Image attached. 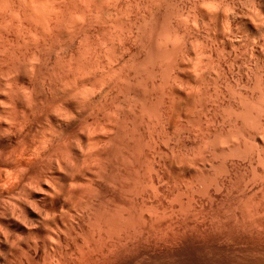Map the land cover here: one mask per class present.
<instances>
[{
    "label": "rangeland",
    "instance_id": "374dc122",
    "mask_svg": "<svg viewBox=\"0 0 264 264\" xmlns=\"http://www.w3.org/2000/svg\"><path fill=\"white\" fill-rule=\"evenodd\" d=\"M14 12L17 15L13 14ZM19 18L26 19L23 20L26 22L20 21ZM27 21L29 25L31 24L30 26ZM19 28L24 29L25 32ZM34 29L37 30L36 33ZM49 31L53 35L49 34ZM30 33H33V36L36 35L37 39ZM14 34L16 37L21 35L18 36L19 40ZM10 39L12 40L9 41ZM0 43V54L2 55L0 58L3 61L0 60L2 62L0 64H3L0 67V74H2L0 77L3 78V80L0 78V95L2 94L0 96V119L6 120H0V185L2 187L0 188V215L3 214L2 209L5 212L12 210L14 214L18 212L16 218L22 215L23 219L28 218L30 222L27 220L29 223L27 225H37L36 217L23 212L21 205L30 206L33 202L34 206H31L37 209L39 214L49 211L50 205L47 202L44 203L40 194L34 193L44 192L43 182L51 188L62 185L71 187L76 183H66L64 178L83 179L82 183L75 185L76 188L71 187L74 189L80 186L81 189L89 182L93 183L88 184L90 187L87 185L90 190L92 189L91 197H89L91 199L85 203L86 205L91 203L89 204L90 209L88 207L86 209L85 204H82L85 209L81 205L77 206L79 208L76 207L71 223L67 220L65 211L62 212L64 216L58 214L60 217L63 216L61 220L69 222L63 221L67 224L66 226L73 224L69 227L70 229L65 226L63 230L66 234L62 232L61 238L67 237L59 242L61 246L57 248L66 255L59 251L55 252L56 248H52V243H49L51 246L46 244L49 242L47 239L41 238L43 239L41 241L42 236L38 238V235L31 234L30 241L33 239L38 244L29 243L31 245H29V252L34 251L35 254L37 252V256H32L34 252L29 255L30 257L23 254L26 258L21 255L22 260H30L29 264L35 260L31 264H41L42 260L49 259L45 264H50V262L51 264L62 262L64 264L63 257L66 256L67 264L70 262L74 264H157L160 261V264L162 262H166L164 264H169V262L170 264L182 262L186 264L188 261L191 264H197V262L198 264H264V0H0ZM48 43L51 44L48 45ZM43 44H46L45 48ZM22 45L24 47L29 45L27 48L33 54L36 53V56L38 55L33 58L35 61L32 59L34 65L32 68V64L27 62L31 64L30 68L28 64L26 65L31 71H27L30 72V76L26 72V79V75L22 77L18 73L16 76L17 72L15 73L13 69L10 71L8 68L10 72L4 69L6 63H10V57L15 56L17 48ZM83 45L87 46L83 48ZM83 49L89 50L87 52L89 55H86ZM81 50L88 60H91V64L94 58L99 59V63L95 66L98 61H94L92 64L94 66L91 65V68H94L89 71L92 75L88 74V71H83L84 74H81L83 72L79 70L78 74L87 78H83L82 85L74 84L77 88L73 84V88H70L69 85L73 82L70 81V74H67L69 70L62 71L59 68L66 67L67 63L69 66L70 61L73 63V57L83 54L82 52L80 54ZM90 50H92L91 53ZM74 51L75 54L72 53ZM108 52L112 55L109 56ZM10 53L13 56L9 55ZM6 56L9 60H6ZM36 58L43 61V64ZM57 58H60L59 61L61 60L60 62L64 64H59L58 61L56 65ZM100 59L105 60L100 62ZM109 61L112 62L109 64ZM14 64L13 67L10 64L7 65L10 68L21 67V64L19 66L17 63ZM52 64L55 66L52 67ZM36 65H38L37 68ZM42 66L47 69V73ZM114 69L116 73L119 72L117 74L114 72V77L117 78L116 76L119 75V78L109 77L108 81V74H111L110 70ZM4 70L6 73L3 72ZM37 72L40 77L36 76ZM57 78L59 83H57ZM94 78L99 81L96 82ZM5 79L9 80L8 83ZM100 80L103 83L99 84ZM90 87L95 91L89 89ZM83 88L88 91H84ZM71 89L75 91L72 92ZM81 90L84 93L83 96ZM90 90L91 93H89ZM15 91L20 95L19 97L16 93L14 95ZM4 96H9L10 100L9 97ZM31 96L34 98L36 96V98L32 99ZM84 99L87 101L83 102ZM69 100L70 103H68ZM80 100L83 101L80 102ZM10 102L14 104L11 105ZM33 102L35 104L32 106ZM18 103L23 106L22 109H20L22 106L14 107ZM2 104L5 111H3ZM81 105L83 106L79 108ZM52 109L55 111L53 112ZM59 111L63 113L60 118ZM65 111L70 115H66ZM24 116L29 120L26 121ZM15 122L17 124L21 122L19 124L21 128H17L18 130L13 127ZM48 134L52 139L48 137ZM41 139L43 143L51 141L49 145H52V148L47 149L48 143L46 146L43 145L45 147L41 146ZM85 141L86 146L89 145L87 149L93 153L89 152L92 157L86 149ZM19 147L26 155H23V158L18 157L22 152ZM33 149L39 152L37 157H27ZM74 150L81 154V159L89 154L88 156L93 160H88V156H86V161L82 159L84 163L92 162L89 163L91 169L88 168L91 173L87 174L91 176L90 180L81 167L77 168V172V165L71 161ZM98 151L101 154L98 155ZM63 153L65 154L64 162H67L66 165L73 164V168L69 165L70 169L67 167L65 169L61 157ZM45 155H48V158ZM42 156L43 158L45 156L44 160ZM15 157L22 158V160L14 159ZM66 157L72 159L68 162ZM50 158H54L53 162ZM12 160L16 162L18 160L20 163L17 164L20 165L14 166L15 162L13 163ZM94 167H97L96 170ZM63 171H66L65 174ZM31 191L34 193L33 197H31ZM18 201L20 203L23 201V203L19 204ZM17 202L19 210L15 211L14 205L17 207ZM84 210L86 213L83 212ZM28 215L35 219L34 223ZM89 223L91 225H88ZM96 224L99 226L94 228ZM88 226L89 228L91 226L90 230ZM66 229L69 232L73 230L69 233ZM86 229L91 232L86 234L88 233ZM1 231L3 233L4 229ZM14 231H6L9 238L15 233L13 239H10L12 241H9L13 248L16 244L13 242L23 240V235ZM15 236L21 239L17 240ZM86 236L91 240L94 239L96 246L95 243H90ZM9 242L5 247L9 246ZM42 242L45 243L42 244ZM189 242L192 244L190 245ZM32 246L36 249L31 250ZM81 246L84 250L81 249L80 254L77 251ZM3 248L0 245V250ZM17 248L16 244V248L12 250L15 251ZM70 250L73 252L75 250V256L73 252H71L72 255L70 254ZM4 251L6 252V249ZM4 251H2L3 255L0 253V256H11L13 261L15 260L13 252L8 256L3 253ZM49 251H53L52 256ZM82 252L86 253L89 262L84 260L86 256H83L80 261L79 256L81 255L80 258H82ZM42 255H45L44 258L47 259H44ZM68 256L75 259L70 258V260ZM11 258L6 259L11 260ZM51 259L54 261L52 262Z\"/></svg>",
    "mask_w": 264,
    "mask_h": 264
},
{
    "label": "bare ground",
    "instance_id": "6f19581e",
    "mask_svg": "<svg viewBox=\"0 0 264 264\" xmlns=\"http://www.w3.org/2000/svg\"><path fill=\"white\" fill-rule=\"evenodd\" d=\"M83 2H84V1H83ZM84 3H85V2H84ZM81 4H82V2H81ZM88 4H89V2H88ZM83 5H84V4H83ZM40 6H41V4H40ZM25 7H26V6H25ZM37 7H38V6H37ZM27 8H28V7H27ZM27 8H26V9H27ZM39 8H40V7H39ZM12 9H13V8H12ZM26 9H25V10H26ZM30 9H31V8H30ZM30 9H28V10L30 11ZM14 10H16V9H14ZM28 10H27V13H28ZM31 11H33V10L31 9ZM8 12H9V11H8ZM15 12H16V11H15ZM15 12H14L13 14L17 15L18 13L16 12V13H17V14H16ZM23 12H25V11H23ZM33 13H34V11H33ZM8 14H9V13H8ZM15 15H14V16H15ZM10 16H12V15H10ZM39 16H40V15H39ZM17 17H19V16H17ZM23 17H24V16H23ZM26 17H27V16H26ZM26 17H25V18H26ZM10 18H11V17H10ZM29 18H30V16H29ZM38 18H39V17H38ZM38 18H37V19L35 18V19H36L37 21H39ZM41 18H42V17H41ZM11 19H12V18H11ZM11 19H10V20H11ZM19 19H20V18H19ZM43 19H44V18H43ZM21 20L23 21V20H26V19H23V18H22V19H20V21H21ZM29 20H30V19H29ZM31 20H32V18H31ZM41 20H42V19H41ZM45 20H46V19H45ZM47 20H48V19H47ZM11 21H12V20H11ZM14 21H15V20H14ZM12 22H13V21H12ZM18 22H19V21H18ZM23 22H26V21H23ZM34 22H35V21H34ZM41 22H42V21H41ZM47 22H49V21H47ZM10 23H11V22H10ZM30 23H31V22H30ZM35 23H36V22H35ZM15 24H17V23H15ZM27 24H28V21H27ZM41 24L43 25V23H41ZM28 25H29V24H28ZM30 25H31V24H30ZM30 25H29V26H30ZM32 25H33V24H32ZM35 25H36V24H35ZM35 25H34V26H35ZM47 25H48V24H47ZM47 25H45V26H47ZM49 25H50V23H49ZM49 25H48V27H49ZM7 26H9V25H7ZM7 26H6V28H7ZM10 26H11V24H10ZM22 26L24 27V25H22ZM22 26H20V27H22ZM38 26H40V24H38ZM38 26H37V27H38ZM3 27H5V26H3ZM3 27H2V28H3ZM15 27H16V25H15ZM6 28H5V29H6ZM11 28H12V27H11ZM17 28H18V27H16V29H17ZM25 28H27V27H25ZM30 28H33V27H30ZM3 29H4V28H3ZM8 29H9V28H8ZM13 29L15 30V28H13ZM13 29H11V30H13ZM19 29H20V28H19ZM19 29H18V31L22 30V29H20V30H19ZM28 29H29V28H28ZM36 29H38V28H36ZM9 30H10V29H9ZM9 30H8V31H9ZM23 30H24V29H23ZM23 30H22V31H23ZM25 30H27V29H25ZM34 30H35V29H34ZM34 30H33V31H34ZM42 30H43V28H42ZM42 30H41V31H42ZM44 30H46L45 27H44ZM44 30H43V31H44ZM50 30H52V29H50ZM15 31H16V30H15ZM15 31H11V32H15ZM18 31H17V33H18ZM22 31H21V32H22ZM33 31H32V32H33ZM11 32H10V33H11ZM23 32H25V31H23ZM36 32H37V30H35V33H36ZM19 33H20V32H19ZM35 33H34V34H35ZM47 33H48V32H47ZM47 33H46V34H47ZM50 33L52 34V32L49 31V34H50ZM20 34H21V33H20ZM20 34H19V35H20ZM24 34H25V33H24ZM30 34H31V33H30ZM32 34H33V33H32ZM32 34H31V35H32ZM41 34L44 35V33H41ZM19 35H18V36H19ZM28 35H29V34H28ZM28 35H26V36H28ZM52 35H53V34H52ZM14 36H15V34H14ZM18 36H17V37L15 36V38H17V40H19V39H18ZM20 36H21V35H20ZM20 36H19V37H20ZM23 36H25V35H23ZM32 36H33V35H32ZM35 36H36V35H34L33 37H35ZM38 36H39V35H38ZM11 37H12V34H11ZM43 37L45 38V36H43ZM49 37H50V36H49ZM13 38H14V37H13ZM22 38H23V37H22ZM38 38H39V37H38ZM44 38H42V39H44ZM25 39H26V38H25ZM28 39H29V38H28ZM36 39H37V36H36ZM40 39H41V38H40ZM42 39H41V40H42ZM45 39H46V38H45ZM49 39H50V38H49ZM49 39H48V40H49ZM52 39H53V38H52ZM52 39H51V40H52ZM11 40H12V39H10L9 41H11ZM21 40H22V39H21ZM31 40H32V37H31ZM48 40H47V41H48ZM26 41H27V40H26ZM32 41H33V40H32ZM38 41H39V40H38ZM38 41H36V42H38ZM43 41H44V40H43ZM53 41H54V40H53ZM53 41H52V42H53ZM243 41H244V40H243ZM7 42H8V40H7ZM13 42H14V41H13ZM13 42H12V43H13ZM15 42H16V41H15ZM23 42H24V41H23ZM23 42H22V43H23ZM27 42H29V40H28ZM34 42H35V41H34ZM39 42H40V41H39ZM44 42H45V41H44ZM87 42H88V41H87ZM1 43H2V42H1ZM1 43H0V44H1ZM12 43H10V44H12ZM16 43H17V42H16ZM18 43H19V42H18ZM24 43H25V42H24ZM45 43H46V42H45ZM89 43H90V42H89ZM89 43H88V44H89ZM7 44H9V43H7ZM7 44H6V45H7ZM20 44H21V43H20ZM39 44H40V43H39ZM49 44H51V43H48V45H49ZM4 45H5V44H4ZM15 45H16V44H15ZM24 45H26V44H24ZM30 45H32V44L30 43ZM36 45H37V44H36ZM44 45H46V44H43V47H44ZM17 46H18V44H17ZM22 46H23V45H22ZM22 46H21V47H18L19 49L17 48V50H16V51H17V54H15V56H13L11 53L9 54V55L13 56V57H10V60H9V58L7 59V56H8V55L5 57L6 60H9V61H10V63H6V66H5L4 69H5L6 71H9L10 69H11V70L13 69L14 72H15V71L17 72L16 76H18V73H19V75L21 74V76L23 77V76L26 75V72L30 70L29 68H30V65L32 64V59H33L34 57H37L38 55L36 56V55H35L36 53L33 54V53L31 52V50H29V48H27L29 45H28V46H25V47H24V46L22 47ZM37 46H39V45H37ZM85 46H87V45H85ZM85 46L83 45V48H85ZM2 47H3V45H2ZM10 47H11V46H9V48H10ZM31 47L33 48L34 46H31ZM43 47H42V48H43ZM81 47H82V46H81ZM91 47H92V46H91ZM4 48H6V46H4ZM21 48H22V49H21ZM34 48L37 49L36 47H34ZM44 48H45V47H44ZM44 48H43V49H44ZM92 48H93V47H92ZM94 48H95V47H94ZM0 49H1V47H0ZM2 49H3V48H2ZM11 49L13 50V48H11ZM39 49H40V48H39ZM76 49H77V48H76ZM78 49H79V48H78ZM87 49H88V48H87ZM87 49H86V50H87ZM89 49H91V48H89ZM12 50H11V51H12ZM14 50H15V49H14ZM37 50H38V49H37ZM45 50H46V49H45ZM83 50H84V49H83ZM93 50H95V49H93ZM2 51H3V50H2ZM7 51H8V50H7ZM11 51H10V52H11ZM35 51H36V50H35ZM35 51H33V52H35ZM75 51H76V50H75ZM75 51L72 52V53L75 54ZM84 51H85V50H84ZM91 51H92V50H90V53H91ZM95 51H96V50H95ZM0 52H1V51H0ZM46 52H48V51L46 50ZM46 52H44V53H46ZM81 52H82V50L80 51V54H81ZM87 52H89V50L85 51L86 55H89ZM7 53H8V52H7ZM12 53H16V52H12ZM41 53L43 54V52H41ZM48 53H49V52H48ZM82 53H83V54L78 55V57H73V58H74V60H73L74 62H73V63H72L71 61L69 62L68 60H66V61H68L69 63H71V64L68 66V63L66 62L67 64H66L65 66L68 67V68L63 67V66L60 67V68L57 67V69L59 68V69H61L62 71H64V69H65V71H66V69L69 70V73H67V74H70V76H71V78H72V80H71V78H70V81L73 82V83H71V85H69L70 88H73L72 84H73V85H74V84L76 85V84L78 83V84H81V85H82V84L84 83L83 78H85V76H82V75L78 74V73H79V70H82V72H83V71H88V74H90L91 72H89V71L92 70V69H94L93 67L91 68V65L94 63V61L97 62V61L99 60V59L96 60V59L94 58V60L92 59V64H91V62H90L91 60H88V57L84 55V52H82ZM92 53H93V52H92ZM96 53H97V52H96ZM77 54H78V53H77ZM93 54H94V53H93ZM93 54H92V55H93ZM98 54H99V53H98ZM100 54H101V53H100ZM106 54H107V53H106ZM110 54L112 55V53H109V52H108V55H109V56H111ZM0 55H1V54H0ZM5 55H6V54H5ZM71 55H73V54H71ZM90 55H91V54H90ZM96 55H97V54H96ZM102 55L105 56L104 54H102ZM102 55H101V56H102ZM1 56H2V55H1ZM1 56H0V57H1ZM42 56H43V55H42ZM52 56H53V55H52ZM109 56H108V57H109ZM46 57H47V56H46ZM91 57H92V56H91ZM5 58H4V59H5ZM11 58H12V59H11ZM70 58H72V57L70 56ZM98 58H99V57H98ZM4 59H3V60H4ZM36 59H37V58H36ZM42 59H43V58H42ZM54 59H55V58H54ZM57 59H58V58H57ZM59 59H60V58H59ZM59 59L56 60L57 62L54 60V61L56 62V63H55L56 65H57ZM90 59H91V58H90ZM106 59H107V58H106ZM111 59H112V57H111ZM0 60H1V58H0ZM30 60H31V62H30ZM33 60H34V59H33ZM37 60H38V59H37ZM37 60H36V63H37ZM71 60H72V59H71ZM104 60H105V59H104ZM104 60H101V59H100V62H101V61L103 62ZM109 60H110V59H109ZM1 61H2V60H1ZM9 61H8V62H9ZM34 61H35V60H34ZM39 61L41 62V60H38V62H39ZM60 61H61V60H60ZM60 61H59V64L62 63V65H63L64 63H63V62H60ZM107 61H108V59H107ZM107 61H106V62H107ZM2 62H3V61H2ZM2 62H0V63H2ZM4 62H7V61H4ZM14 62H16L18 66L21 64V67H19V68L17 67V68H16V67L14 66L15 68H10V66H8L9 64H10V65H11L12 63L14 64ZM27 62H29V63H31V64L29 65ZM42 62H43V61H42ZM42 62H41V64H43ZM51 62H53V61H51ZM96 62H95V63H96ZM110 62H112V61H109V64H110ZM16 63H15V64H16ZM53 63H54V62H53ZM98 63H99V61L95 64V66L98 65ZM104 63H105V62H104ZM7 64H8V65H7ZM13 64H12V65H13ZM15 64H14V65H15ZM27 64H28V65H27ZM34 64H35V62H34ZM39 64H40V63H39ZM107 64H108V63H107ZM0 65H1L0 67L3 66V64H0ZM12 65H11V67H13ZM17 65H16V66H17ZM26 65L29 66V68H28ZM7 66H8V67H7ZM33 66H34V65L32 64L31 68H32ZM37 66H38V65H36V68H37ZM40 66H41V65H40ZM53 66H55V65L52 64V67H53ZM59 66H60V65H59ZM92 66H94V65H92ZM99 66H100V65H99ZM111 66H112V65H111ZM106 67H107V65H106ZM108 67H109V66H108ZM8 68H9V70H8ZM34 68H35V67H34ZM34 68H33V69H34ZM42 68H43V66H42ZM44 68H45V67H44ZM44 68H43V69H44ZM46 68H47V67H46ZM50 68H51V66H50ZM50 68H48V70H50ZM103 68H105L104 65H103ZM110 68H111V67H110ZM15 69H17V70H15ZM19 69H20V71H19ZM27 69H28V70H27ZM33 69H32V70H33ZM39 69H40V68H39ZM112 69H113V68H112ZM5 70H4L3 72L6 73ZM11 70H10V71H11ZM34 70H35V69H34ZM40 70H41V69H40ZM44 70H46L45 73H47V69H44ZM52 70H53V69H52ZM52 70H51V71H52ZM54 70H55V69H54ZM10 71H9V72H10ZM30 71H31V70H30ZM42 71H43V70H42ZM42 71H41V72H42ZM62 71H61V73H62ZM96 71H97V70H96ZM96 71H94V72H96ZM0 72H1V70H0ZM3 72H2V73H3ZM9 72H7V74H10ZM16 72H15V73H16ZM48 72H49V71H48ZM57 72H58V71H57ZM59 72H60V71H59ZM59 72H58V73H59ZM106 72H108V71L106 70ZM112 72L114 73V72H115V69H114L113 71L110 70V73H111V74H108V77H107L106 75H105V76L102 75V76H103V77H107V78H108V81H109V77H110V78L113 77V79H118V78H119V77H118L119 75L116 76L117 78H115L114 76H115V73H116V72H115L114 74H113ZM15 73H14V74H15ZM27 73H29V76H30V72H27ZM34 73H36V72H34ZM58 73H57V74H58ZM80 73H81V71H80ZM96 73H97V72H96ZM117 73H119V72H117ZM117 73H116V74H117ZM38 74H39V72H37V75H36V76H38ZM40 74H41V73H40ZM42 74H43V72H42ZM48 74H49V77H51L50 72H49ZM51 74H52V72H51ZM55 74H56V73H55ZM64 74L66 75V73H64ZM64 74H62V75H64ZM81 74H84V72L81 73ZM85 74H87V73L85 72ZM103 74H104V73H103ZM106 74H107V73H106ZM0 75L2 76V74H0ZM4 75H5V74H4ZM4 75H3V76H4ZM32 75H33V73H32ZM32 75H31V76H32ZM34 75H35V74H34ZM43 75H44V74H43ZM45 75H46V74H45ZM62 75H61V76H62ZM65 75H64V76H65ZM91 75H92V73H91ZM94 75H95V74H94ZM11 76H12V74H11ZM11 76H10V77H11ZM14 76H15V75H14ZM14 76H13V77H14ZM52 76H54V73L52 74ZM57 76L60 77V75H57ZM64 76H63V77H64ZM86 76H87V75H86ZM4 77H5V76H4ZM10 77H9V78H10ZM19 77H20V76H19ZM26 77H27V75L25 76V79H26ZM38 77H40V75H39ZM55 77H56V76H55ZM59 77H58V78H59ZM63 77H62V78H63ZM92 77H95V76H92ZM0 78H1V77H0ZM6 78H7V77H6ZM30 78H31V77H30ZM45 78H46V77H45ZM58 78H57V83H59V82H58ZM66 78H67V77H66ZM86 78H87V77H86ZM86 78H85V79H86ZM88 78H89V77H88ZM96 78H97V77H96ZM107 78H106V79H107ZM1 79L3 80V78H1ZM7 79H8V78H7ZM11 79H15V78H11ZM49 79H50V78H49ZM52 79H53V78H52ZM89 79H91V78H89ZM99 79H101V77H100ZM106 79H104V82H106V81H105ZM5 80H6V79H5ZM16 80H17V78H16ZM50 80H51V79H50ZM50 80H49V82H50ZM87 80H88V79H87ZM94 80L97 82L98 79H95V78H94ZM111 80H112V79H111ZM111 80H110V81H111ZM6 81H7V80H6ZM8 81H9V80H8ZM8 81H7V83H8ZM26 81H27V80H26ZM59 81H60V78H59ZM90 81H91V80H90ZM95 81H94V82H95ZM98 81H99V80H98ZM100 81H101V80H100ZM55 82H56V81H55ZM85 82H87V81H85ZM88 82H89V80H88ZM88 82H87V83H88ZM115 82H116V81H115ZM117 82H118V81H117ZM117 82H116V83H117ZM14 83H15V82H14ZM16 83H17V82H16ZM18 83H19V82H18ZM21 83H22V82H21ZM51 83L53 84V81H51ZM63 83H65V82L63 81ZM68 83H69V82H68ZM98 83H99V82H98ZM101 83H103V82L101 81L99 84H101ZM108 83H109V82H108ZM112 83H113V82H112ZM4 84H5V83H4ZM55 84H56V83H55ZM55 84H54V85H55ZM69 84H70V83H69ZM85 84H86V83H85ZM99 84H98V85H99ZM104 84H105V83H104ZM20 85H21V84H20ZM50 85H51V84H50ZM60 85H61V84H60ZM66 85H67V83H66ZM75 85H74V86H75ZM81 85H80V86H81ZM96 85H97V84H96ZM115 85H117V84H115ZM80 86H78V87H80ZM99 86H100L99 88H101V85H99ZM106 86H108V84H107ZM106 86H104V87H106ZM51 87H52V85H51ZM58 87H59V85H58ZM75 87H76V86H75ZM82 87H83V86H82ZM86 87H87V86H86ZM86 87H85V88H86ZM110 87H112L111 84H110ZM114 87H115V86H114ZM63 88H65V86H64ZM66 88H67V86H66ZM70 88H69V89H70ZM76 88H77V87H76ZM94 88H95V87H94ZM96 88H97V86H96ZM108 88H109V87H108ZM79 89H81V88H79ZM79 89H78V90H79ZM89 89L92 90L91 87H90ZM97 89H98V88H97ZM62 90H63V89H62ZM65 90H66V89H65ZM65 90H64V92H66ZM83 90H84V88H83ZM91 90L89 91V93H91ZM69 91H70V90H69ZM71 91H72V89H71ZM74 91H75V90H74ZM74 91H72V92H74ZM84 91H88V90H84ZM92 91H95V89L92 90ZM12 92H13V91H12ZM17 92H18V91H17ZM72 92H71V93H72ZM76 92H78V91H76ZM76 92H75V94H76ZM80 92H81V94L83 93L82 90H81ZM3 93H4V92H3ZM10 93H11V91H10ZM15 93H16V91L14 92V95L18 94V93H16V94H15ZM4 94H5V93H4ZM7 94H8V92H7ZM12 94H13V93H12ZM23 94H24V93H23ZM26 94H28V93H26ZM63 94H64V93H63ZM67 94H68V93H67ZM75 94H74V95H75ZM29 95H31V94H29ZM74 95H73V96H74ZM76 95H77V94H76ZM78 95H79V92H78ZM78 95H77V96H78ZM83 95H84V93L82 94V96H83ZM0 96H2V94H1ZM9 96H10V94H9ZM9 96H4V97L7 98V97H9ZM19 96H20V95L18 94L17 97H19ZM71 96H72V95H71ZM82 96H81V97H82ZM86 96H87V98H88V93H87ZM12 97H13V96H12ZM40 97H41V96H40ZM90 97H91V95H90ZM90 97H89V98H90ZM2 98H3V97H2ZM14 98H15V97H14ZM23 98H24V97H23ZM26 98H27V95H26ZM30 98L33 99L34 97L31 96ZM30 98H29V99H30ZM35 98H36V96H35ZM35 98H34V99H35ZM58 98H59V97H58ZM58 98H57V99H58ZM62 98H63V97H62ZM64 98H66V97H64ZM78 98H79V97H78ZM83 98H84V97H83ZM87 98H85V99H87ZM11 99H12V98H11ZM17 99H18V98H17ZM69 99H70V98H69ZM76 99H77V98H76ZM85 99H84V101H83V100H80V102H81V101H83V102L87 101V100H85ZM6 100H7V99H6ZM9 100H10V97H9ZM13 100H14V99H13ZM13 100H12V101H13ZM15 100H16V98H15ZM20 100H21V98H20ZM24 100H25V99H24ZM24 100H23V101H24ZM27 100H28V99H27ZM43 100H44V98H43ZM55 100H56V99H55ZM55 100H54V103L56 102ZM64 100H65V99H64ZM71 100H72V98H71ZM88 100H89V99H88ZM3 101H4V100H3ZM16 101H17V100H16ZM25 101H26V100H25ZM61 101H62V100H61ZM13 102H15V101H13ZM13 102H10V103H12L11 105L14 104ZM27 102H32V101H27ZM59 102H60V101H59ZM71 102H72V101H71ZM1 103H3V102H1ZM5 103H6V102H5ZM15 103H16V102H15ZM20 103H21V102H20ZM49 103H50V102H49ZM49 103H48V104H49ZM52 103H53V102H52ZM52 103H51V104H52ZM60 103H61V102H60ZM63 103H65V102H63ZM66 103H67V102H66ZM68 103H70V100H69ZM76 103H77V102H76ZM78 103H79V102H78ZM8 104H9V103H8ZM29 104H30V103H29ZM31 104H32V103H31ZM34 104H35V103L33 102L32 106H33ZM46 104H47V103H46ZM51 104H49V105H51ZM61 104H62V103H61ZM72 104H74V103H72ZM82 104H83V103H82ZM84 104H85V103H84ZM5 105H6V104H5ZM54 105H55V104H54ZM59 105H60V104H59ZM65 105H67V104H65ZM70 105H71V104H70ZM70 105H69V106H70ZM77 105H78V104H77ZM77 105H76V106H77ZM189 105H190V104H189ZM0 106H1V105H0ZM2 106H3V104H2ZM6 106L9 107V105H6ZM16 106H17L18 108H20L22 105H19V103H18V105H15L14 107L17 108ZM19 106H20V107H19ZM30 106H31V105H30ZM32 106H31V107H32ZM47 106H48V105H47ZM73 106H74V105H73ZM73 106H71V107L73 108ZM82 106H83V105L79 106V108L82 107ZM7 107H6V108H7ZM10 107H11V106H10ZM14 107H11V108H14ZM26 107H27V106H26ZM28 107H29V105H28ZM49 107H50V106H49ZM49 107H47V108H49ZM53 107H54V106H53ZM57 107H59V106H57ZM62 107H63V106H62ZM62 107H61V108H62ZM22 108H23V106H22L20 109H22ZM65 108H67V107H65ZM0 109H1V108H0ZM9 109H10V108H9ZM20 109H19V110H20ZM27 109H29V108H27ZM43 109H44V107H43ZM49 109H50V108H49ZM54 109H55V108H54ZM74 109H76V108H74ZM74 109H73V111H74ZM77 109H78V108H77ZM7 110H8V108H7ZM7 110H6V112H7ZM12 110H13V109H12ZM17 110H18V109H17ZM17 110H16V111H17ZM30 110H31V109H30ZM58 110H59V108H58ZM60 110H61V109H60ZM70 110H72V109H70ZM70 110H69V111H70ZM1 111H2V110H1ZM3 111H5V110H4V106H3ZM3 111H2V112H3ZM25 111H26V110H25ZM49 111H50V110H49ZM52 111H53V109H52ZM54 111H55V110H54ZM54 111H53V112H54ZM62 111H64V110H62ZM66 111H67V110H66ZM66 111H65V112H66ZM10 112H12V111H10ZM31 112H32V111H31ZM53 112H52V113H53ZM59 112H60V111H59ZM67 112H68V111H67ZM67 112H66V113H67ZM70 112H71V111H70ZM3 113H4V112H3ZM13 113H14V112H13ZM19 113H20V112H19ZM19 113H18V114H19ZM22 113H23V112H22ZM39 113H40V112H39ZM15 114H16V112H15ZM15 114H14V115H15ZM28 114H29V113H28ZM42 114H43V113H42ZM45 114H46V113H45ZM47 114H48V113H47ZM55 114H56V113H55ZM57 114H58V112H57ZM57 114H56V116H57ZM61 114H63V113H61V112L59 113V115H58L59 118H60V115H61ZM68 114L70 115V113H67L66 115H68ZM71 114H73V113H71ZM2 115H4V114H2ZM8 115H9V114H8ZM23 115H25V113H23ZM32 115H33V114H32ZM48 115H50V114H48ZM53 115H54V114H53ZM16 116H17V115H16ZM16 116H13V117L15 118ZM20 116H21V115H20ZM27 116H28V115H27ZM43 116H44V115H43ZM5 117H6V115H5ZM8 117H9V116H8ZM24 117H25V119H26V116H24ZM28 117H29V116H28ZM48 117H49V116H48ZM51 117H52V116H51ZM51 117H50L49 119H51ZM54 117H55V115H54ZM64 117H66V116L64 115ZM70 117H71V116H70ZM6 118H7V117H6ZM10 118H11V117H10ZM14 118H13V119H14ZM16 118H18V117H16ZM39 118H40V117H39ZM44 118H45V117H44ZM46 118H47V117H46ZM55 118H56V117H55ZM62 118H63V117H62ZM1 119H2V118H1ZM1 119H0V120H1ZM11 119H12V118H11ZM23 119H24V118H23ZM41 119H42V118H41ZM49 119L47 120L48 122H49ZM2 120H3V121H6L5 119H2ZM17 120H18V119H16V121H17ZM19 120H21V119H19ZM27 120H29V118H27L26 121H27ZM11 121H12V120H11ZM14 121H15V120H14ZM14 121H13V122H14ZM23 121H24V120H23ZM26 121H25V122H26ZM53 121H54V119H53ZM53 121H52V122H53ZM8 122H9V120H8ZM17 122H19V121H17ZM17 122H15V123L13 124V125H15V126L11 125V126L14 127L15 130H16L17 128L20 127L19 124H20L22 121H21L20 123H18V124H17ZM4 123H5V122H4ZM6 123H7V122H6ZM11 123H12V122H11ZM28 123H29V122H28ZM45 123H46V122H45ZM1 124H2V123H1ZM51 124H52V123H51ZM57 124H58V123H57ZM8 125H9V124H8ZM31 125H32V124H31ZM43 125H44V124H43ZM52 125H54V124H52ZM23 126H24V124H23ZM47 126H48V125H47ZM34 127H35V126H34ZM34 127H33V128H34ZM5 128H6V127H5ZM20 128H21V127H20ZM40 128H41V127H40ZM51 128H52V127H51ZM53 128H54V126H53ZM9 129H10V128H9ZM12 129H13V128H12ZM25 129H26V127H25ZM35 129H36V128H35ZM4 130H5V129H4ZM15 130H14V131H15ZM17 130H18V129H17ZM41 130H42V129H41ZM87 130H88V129H87ZM87 130H86V131H87ZM1 131H2V130H1ZM26 131H27V130H26ZM30 131H31V130H30ZM35 131H36V130H35ZM38 131H39V129H38ZM43 131H44V129H43ZM52 131H53V130H52ZM54 131H55V130H54ZM54 131H53V132H54ZM90 131H91V130H90ZM90 131H89V132H90ZM40 132H41V131H40ZM44 132H45V131H44ZM48 132H50V130H48ZM48 132H47V133H48ZM87 132H88V131H87ZM8 133H9V132H8ZM2 134H3V133H2ZM17 134H19V133H17ZM27 134H28V133H27ZM20 135H22V134H20ZM28 135H29V134H28ZM50 135H52V134L50 133ZM82 135H83V134H82ZM16 136H17V135H16ZM18 136H19V135H18ZM24 136H25V134H24ZM34 136H35V134H34ZM54 136H55V135H54ZM80 136H81V135H80ZM84 136H85V134H84ZM1 137H2V136H1ZM45 137H46V136H45ZM48 137H51V136H49V134H48ZM90 137H91V136H90ZM7 138H8V137H7ZM7 138H6V139H7ZM11 138H12V137H11ZM18 138H19V137H18ZM40 138H41V137H40ZM54 138H56V137H54ZM44 139H46V138H44ZM51 139H52V137H51ZM39 140H40V139H39ZM41 140H42V139H41ZM89 140H90V139H89ZM0 141H1V140H0ZM33 141H34V140H33ZM53 141H54V140H53ZM21 142H22V141H21ZM24 142H25V141H24V139H23V143H24ZM50 142H51V141H50ZM50 142H49V143H50ZM72 142H73V141H72ZM88 142H89V141H88ZM90 142H91V141H90ZM90 142H89V143H90ZM26 143H27V142H26ZM47 143H48V141H47ZM47 143H45V142L43 143V140L40 142V144H42L41 146H43V145L46 146ZM49 143H48V145H49ZM51 143H52V142H51ZM53 143H54V142H53ZM75 143L77 144V141H76ZM79 143H80V142H79ZM85 143H86V141L84 142V144H85ZM33 144H34V143H33ZM36 144L38 145V143H36ZM86 144H87V143H86ZM86 144H85V146H86ZM0 145H1V143H0ZM28 145H29V144H28ZM57 145H58V143H57ZM71 145H72V143H71ZM18 146H19V145H18ZM45 146H43V147H45ZM51 146H52V145H51ZM51 146L49 145V146L47 147V149H48V148L50 149ZM59 146H60V145H59ZM61 146H62V145H61ZM64 146H65V145H64ZM73 146H74V145H73ZM87 146H89V145H87ZM87 146H86V149H87ZM27 147L29 148V146H27ZM35 147H39V146H35ZM57 147H58V146H57ZM57 147H56V148H57ZM69 147H70V146H69ZM82 147H83V146H82ZM90 147H91V145H90ZM15 148H16V147H15ZM21 148H22V147H21ZM51 148H52V147H51ZM71 148H72V147H71ZM75 148H76V147H74V149H75ZM19 149H20V147H19ZM38 149H39V148H38ZM41 149H42V148H41ZM44 149H45V148H44ZM49 149H48V150H49ZM65 149H66V148H65ZM65 149H64V151H66ZM77 149L79 150V148H77ZM83 149H84V147H83ZM93 149H94V148H93ZM21 150H22V152H20ZM29 150H30V149H29ZM29 150H26V151H29ZM39 150H40V149H39ZM53 150H55V148H53ZM53 150L51 149V151H53ZM59 150H60V149H59ZM62 150H63V149H62ZM80 150H81V148H80ZM80 150H79V151H80ZM87 150H89V149H87ZM91 150H92V148H91ZM20 151H19L20 153H24V150H23V149H20ZM46 151H47V150H46ZM94 151H95V150H94ZM41 152H42V151H41ZM44 152H45V151H44ZM49 152H50V151H49ZM69 152H71V151H69ZM81 152H82V151H81ZM84 152H85V151H84ZM89 152H91V151L89 150L88 153H89ZM96 152H97V151H96ZM20 153H19L18 157H22V158H23V155H25V153L22 154V155H21ZM38 153H39V152H38ZM38 153H37V149H33L32 151H30V155H27V157L30 158V156H36V155H38ZM59 153H61V151H60ZM71 153H72V152H71ZM91 153H92V152H91ZM14 154H15V153H14ZM26 154H27V152H26ZM47 154H48V153H47ZM56 154H57V153H56ZM84 154H85V153H84ZM86 154H87V151H86ZM89 154H90V153H89ZM89 154H87L86 156H88ZM92 154H93V153H92ZM92 154H90V156H91ZM95 154H97V153H95ZM99 154H101V153H99V151H98V155H99ZM49 155H50V154H49ZM54 155H55V153H54ZM54 155H53V157H56V156H54ZM70 155H71V154H70ZM73 155H74V156H73ZM73 155H72V156H73V159H72V158H69V159H68V157H66V161L69 162V160L72 159L71 161L74 162V163H73V162H72V163H73V164H76V165L78 166V167L76 166V170H77V172H78V169H77V168H80V167H81L82 170H83V172H86V174H85L86 177H88L89 180H90V177H91V176L89 177V175L87 176V174L91 173V171H88V168H90V167H89V165H90L89 163H92V162H89V161H88V163H87V162L84 163V161H82V159L86 161V159H87L86 156H83V157H85V158H82V159H81V157H80L81 154H78V151L76 152V150H74V154H73ZM82 155H83V152H82ZM15 156H16V155H15ZM25 156H26V155H25ZM45 156H46V155H45ZM45 156H44V158H43V156H42L43 160L45 159ZM47 156H48V155H47ZM47 156H46V157H47ZM51 156H52V155H51ZM51 156H50V157H51ZM58 156H59V154H58ZM64 156H65V154L63 153V155H61V157L63 158ZM68 156H69V155H68ZM96 156H97V155H96ZM18 157H17V158L15 157L14 159H18V160L21 159V160H22V158L19 159ZM36 157H37V156H36ZM36 157H35V158H36ZM38 157H39V156H38ZM40 157H41V156H40ZM91 157H92V156H91ZM32 158H34V157H32ZM35 158H34V159H35ZM47 158H48V157H47ZM56 158H57V157H56ZM89 158H90V157L88 156V160H91V158H90V159H89ZM36 159H37V158H36ZM38 159H39V158H38ZM50 159H51L50 161L53 162V159H54V158H50ZM67 159H68V160H67ZM92 159H93V158H92ZM18 160H17V162H16V160H14V161L12 160V161H13V163L15 162V164H17V163H20V162H18ZM21 160H20V161H21ZM24 160H25V159H24ZM28 160H29V159H28ZM40 160H41V159H40ZM48 160H49V159H48ZM35 161H36V160H35ZM45 161H46V160H45ZM55 161H56V160H55ZM58 161H59V159H58ZM62 161H63L62 163H63L65 169H66V167L69 168L68 166H69L70 164H67V165H66L67 162H64V158L62 159ZM91 161H93V160H91ZM10 162H11V161H10ZM23 162H24V161H23ZM28 162H29V161H28ZM56 162H57V161H56ZM60 162H61V161H60ZM60 162H59V163H60ZM94 163L96 164V162H94ZM94 163H93V164H94ZM15 164H14V166H19V165H20V164H19V165H18V164L15 165ZM51 164H52V163H51ZM53 164H54V163H53ZM73 164H72V165H73ZM85 164H86V165H85ZM87 164H88V167H87ZM27 165H28V164H27ZM63 165H62V166H63ZM72 165H70L71 168H73ZM21 166H22V164H21ZM55 166H56V165H55ZM58 167H59V166H58ZM60 167H61V166H60ZM16 168H17V167H16ZM52 168H53V167H52ZM61 168H62V167H61ZM92 168H93V166H92ZM94 168H95V167H94ZM96 168H97V167H96ZM96 168H95V170H96ZM56 169H57V168H56ZM56 169H55V171H56ZM69 169H70V168H69ZM74 169H75V167H74ZM74 169H73V170H74ZM90 169H91V168H90ZM99 169H100V168H99ZM20 170H21V169H20ZM52 170H53V169H52ZM76 170H75V171H76ZM80 170H81V169H80ZM82 170H81V171H82ZM100 170L102 171V169H100ZM55 171H54V172H55ZM54 172H53V173H54ZM64 172H66V171H63V173H64ZM68 172H69V171H68ZM98 172H99V171H98ZM98 172H97V173H98ZM194 172H195V171H194ZM51 173H52V171H51ZM70 173H71V172H70ZM70 173H69V174H70ZM72 173H73V172H72ZM72 173H71V174H72ZM99 173H101V172H99ZM8 174H9V173H8ZM44 174H45V173H44ZM64 174H65V173H64ZM73 174H75V173H73ZM59 175H60V174H59ZM93 175H94V174H93ZM93 175H92V176H93ZM95 175H97V174H95ZM99 175H100V174H99ZM39 176H40V175H39ZM41 176H42V175H41ZM60 176H61V175H60ZM70 176H72V175H70ZM75 176H76V175H75ZM5 177H6V176H5ZM10 177H11V176H10ZM42 177H43V176H42ZM45 177H46V176H45ZM48 177H49V176H47V178H48ZM53 177H54V176H53ZM58 177H59V176H58ZM64 177H67V175H66V176L64 175ZM84 177H85V176L83 175V178H84ZM38 178H39V177H38ZM50 178H52V177H50ZM81 178H82V177H81ZM88 178H86V179H88ZM58 179H59V178H58ZM62 179H63V177H62ZM7 180H8V179H7ZM48 180H49V178H48ZM81 180L83 181V179H81ZM81 180H80V179L78 180V179H75V178H71V177H68V178H66V179L64 178V182H66V183L68 182L69 184H70V183H72V184H73V183H74V184L76 183L75 185H77V186L79 185V184H77V183H79V182L82 183ZM84 180H85V179H84ZM89 180H88V181H89ZM91 180H92V179H91ZM37 181H38V180H37ZM37 181H36V182H37ZM41 181H42V180H41ZM43 181H44V179H43ZM49 181H50V180H49ZM55 181H56V180H55ZM52 182H53V181H52ZM6 183H7V181L5 182V184H6ZM55 183H56V182H55ZM61 183H62V182H61ZM66 183H65V184H66ZM81 183H80V184H81ZM83 183H85V182H83ZM86 183H88L87 180H86ZM91 183H92V181H91ZM38 184H39V183H38ZM40 184H42V183H40ZM44 184H45V183L43 182L42 186H44V187H43L44 190H43V189H42V190H43L44 192H41V191H40V193H39V192H34V193H35V194H37V193L40 194V198L43 199L44 203L47 202V203L50 205V206H49L50 209L48 208L49 211L44 212V214H39L40 212H37V211H36L37 209H36V210L34 209V207H33V206H34L33 202L31 203V205H33V206H31V205L29 206L28 204H22V205H21V206L23 207L22 209H24V210H22L23 212L25 211V213H27V214H29V215H34V217H36V221H35V223L37 222V225H36V224L33 225V224L31 223L33 226H29V225H27V224H29V223H27L28 218H27V219L25 218L26 220L23 219V218H22L23 215H22V216H19V218H16L18 212L14 214L12 210H10L9 212H8V211L5 212V211H3V209H2L3 214L0 215V245H1L2 247H4V248H3L2 250H0V253H1V255H3V254H2V251H4V249H6V252L4 251L3 253H6L7 255H8V254L11 255V253L13 252V254L15 255V257H14L15 260L13 261V258H11L10 255H8V256H10V257H6V256H3V257H2V256H0V257H1V258H0V264H29V261H30V260H27L28 262H27L26 260H25V261L22 260L21 255L24 254V255H27L28 257H30L29 255H30V254H33V252H34V251H33L32 253L29 252V245H30L31 243H34V242H35V241H33V239H32L33 242L30 241V240H31V237H32L31 234L38 235V238H39V236H42V237H40V240H41V238H43V239H44V238L47 239V241H49V242H46V241L44 240V241L46 242V244H48L49 246H51L49 243H52V248H53V247L56 248L55 252H56V251H57V252H58V251L60 252V250H57V248L59 249V247L61 246V245H59V242H61L62 239H65V238L67 237V236H66L65 238H63L64 236L62 235L63 237L61 238V233H62V232L65 233V232H64L65 230H63V229L65 228V226L67 225V224H65V223H69V222H65L64 220H61V218H63V216H64L62 212L65 211L66 216H67V218H68L67 220L70 221V223H71V221H72V217H73V216L75 215V213H76V212H75V211H76V210H75L76 207L79 206V205H81V206L84 208V205H82V204L87 203V201L89 202V199H91V198H89V197H91V194H92V193H91L90 191H91L92 189H91V190L89 189V187H90L89 185H92L93 183L90 184V182L88 183L89 185H88V184H85V187L82 186L81 189H80L81 186H80V187H77V189L71 188L72 186L74 187L75 185H71V187H64V186H66V185H62V186H63V187H62V186L60 185L61 187L55 186V187H57V188H51L50 185H46V184L44 185ZM59 184H60V183H59ZM62 184H64V183H62ZM2 185H4V184H2ZM52 185H53V184H52ZM83 185H84V184H83ZM87 185H88L89 187H88ZM3 187H4V186H3ZM39 187H40V186H39ZM93 187H94V186H93ZM0 188H2L1 185H0ZM75 188H76V186H75ZM1 190H2V189H1ZM38 190H39V189H38ZM27 191H28V190H27ZM2 192H3V191H2ZM2 192H1V193H2ZM29 192H30V191H29ZM34 193H32V191H31V195H32L31 197H33V194H34ZM90 193H91V194H90ZM28 194H30V193H28ZM38 194H37V195H38ZM3 195H4V194H3ZM93 195H94V194H93ZM26 196H27V195H26ZM34 196H35V195H34ZM38 197H39V196H38ZM92 197H93V196H92ZM94 197H95V196H94ZM25 199H26V198H25ZM25 199H23V200H25ZM39 200H40V199H39ZM92 200H93V199H92ZM26 201H27V200H26ZM26 201H25V202H26ZM41 201H42V200H41ZM18 202H19V204L23 203V201H22L21 203H20V201H18ZM18 202H17V205H18L17 207H16V205H14L15 208H16L15 211L19 210V209H17V208L19 207ZM27 202H29V201H27ZM36 202H37V201H36ZM90 202H91V201H90ZM0 203H1V202H0ZM14 203H15V202H14ZM36 204H37V203H36ZM36 204H35V205H36ZM89 204L91 205V203H89ZM89 204H88V205L85 204L86 209H87V207H88V209L91 208V207L89 206ZM45 205H46V204H45ZM21 206H20V207H21ZM38 206H39V205H38ZM46 206H48V205H46ZM81 206H80V208H81ZM1 207H2V206H1ZM4 207H5L6 209H8L6 206H4ZM32 207H33V208H32ZM40 207H41V206H40ZM89 207H90V208H89ZM9 208L11 209V207H9ZM12 208H13V205H12ZM45 208H47V207H45ZM45 208H44V209H45ZM78 208H79V207H77V209H78ZM13 209H14V208H13ZM38 209H39V208H38ZM84 209H85V208H84ZM41 210H42V209H41ZM41 210H40V211H41ZM11 211H12V212H11ZM20 211H21V210H20ZM20 211H19V215H20ZM22 211H21V214H22ZM43 211H44V210H43ZM88 211H90V210H88ZM4 212H5V213H4ZM41 212H42V211H41ZM77 212H78V211H77ZM81 212H82V211H81ZM83 212H85V210H84ZM25 213H24V216L26 215ZM85 213H86V212H85ZM58 214H59V215L62 214L63 216L60 217ZM90 214H91V212H90ZM90 214H89V216H90ZM14 215H15V216H14ZM29 215H28V217L31 218V216H29ZM57 215H58V216H57ZM87 215H88V214H87ZM26 216H27V215H26ZM26 216H25V217H26ZM66 216H65V217H66ZM84 216H86V215L84 214ZM89 216H88V217H89ZM17 217H18V216H17ZM75 217H76V216H75ZM31 219H32V218H31ZM31 219H30V220H31ZM32 220H33V223H34V220H35V219H32ZM67 220H66V221H67ZM79 220H80V219H79ZM86 220H87V219H86ZM89 220H90V218H89ZM25 221H26V222H25ZM28 221H29V220H28ZM63 221H64L65 223H64ZM73 221H74V218H73ZM90 221H91V220H90ZM90 221H89V222H90ZM29 222H30V221H29ZM31 222H32V221H31ZM72 223H73V222H72ZM80 223H81V222H80ZM86 223H87V222H86ZM77 225H78V224H77ZM77 225H75V226H77ZM88 225H91V224L89 223ZM93 225H95V224H93ZM70 226H73V224H70ZM70 226H66V228L68 227V229H70V228H69ZM83 226H84V225H83ZM97 226H99V225L96 224V226H95V227L93 226V227H94V228H97ZM85 227H86V226H85ZM71 228H73V227H71ZM2 229H4L5 232L3 231V233H2V231H1ZM88 229L90 230V229H91V226H90V228H89V226H88ZM88 229H86V230H88ZM13 230H15L14 232L18 231V232L20 233V235H23V240H19V239H21V237L17 238V236H15V237L17 238V240H19L18 242H13V244L16 243V244H17V247H18L17 249H15V251H13L12 249L16 248V244H15V247L13 248V247H12L13 245L10 243V242L12 241V240L10 241V239L15 235V233H14V235L11 234L12 237L9 238L10 236H8V234H7V232H6V231H11V232H12ZM71 230H73V229H71ZM71 230H70V232H71ZM89 230L87 231L88 233H86V234H89V233L91 232V231L89 232ZM66 231L69 232V230H67V229H66ZM75 231H76V230H75ZM122 231H124V230H122ZM70 232H69V233H70ZM72 232H73V231H72ZM125 232H126V230H125ZM4 233H6L7 235H5ZM8 233H9V232H8ZM16 233H17V232H16ZM73 233H74V232H73ZM73 233H72V234H73ZM65 234H66V233H65ZM9 235H10V233H9ZM16 235H17V234H16ZM30 235H31V237H30ZM67 235H68V234H67ZM6 236H8L9 240H8V238H7ZM18 236H19V235H18ZM88 236H90V235H88ZM15 237H14V238H15ZM28 237H30V239H29ZM33 237H34V235H33ZM72 237H73V235H72ZM86 237H87V236H86ZM6 238H7V239H6ZM87 238H88V237H87ZM87 238H85V239L87 240ZM89 238H90V237H89ZM89 238H88V240H90V243H92L94 239L91 240V238H90V239H89ZM92 238H93V237H92ZM164 238H166V237H164ZM169 238H170V237H169ZM12 239H13V238H12ZM34 239H36L37 241L39 240V239H37V238H34ZM43 239H42V240H43ZM69 239H70V238H69ZM71 239H72V238H71ZM98 239H99V238H98ZM185 239H186V238H185ZM190 239H191V238H190ZM6 240H8V241H7V244H6ZM17 240H15V241H17ZM42 240H41V241H42ZM96 240H97V239H96ZM102 240H104V239H102ZM164 240H165V239H164ZM194 240H195V239H194ZM201 240H203V239H201ZM201 240H200V241H201ZM9 241H10V242H9ZM13 241H14V240H13ZM41 241H40V243H39L40 245H41ZM54 241H55V242H54ZM66 241H67V240H66ZM68 241H69V240H68ZM97 241H98V240H97ZM158 241H159V240H158ZM188 241H189V240H188ZM204 241H205V240H204ZM8 242L10 243L9 246H8V247H5V245H6V246L8 245ZM45 242H44V243H45ZM56 242H57L58 244H57ZM101 242H102V241H101ZM101 242L99 243L100 245H101ZM160 242H161V241H160ZM168 242H169V241H168ZM195 242H197V240H196ZM208 242H209V241H208ZM208 242H207V243H208ZM29 243H30V244H29ZM35 243H36V242H35ZM44 243L42 242V244H44ZM55 243H56V244H55ZM65 243H66V242H65ZM71 243H72V242H71ZM88 243H89V241H88ZM88 243L86 242V244H88ZM90 243H89V244H90ZM93 243H95V241H94ZM102 243H104V242H102ZM187 243H188V242H186V244H187ZM189 243H190V242H189ZM202 243H203V242H202ZM36 244H38V243H36ZM60 244H61V243H60ZM63 244H64V242H63ZM89 244H88V245H89ZM97 244H98V243H97ZM99 244H98V245H99ZM105 244H106V242H105ZM186 244H185V245H186ZM191 244H192V243H190V245H191ZM196 244H197V243H196ZM204 244H205V243H204ZM33 245H34V244H33ZM93 245H94V244H93ZM102 245H104V244H102ZM154 245H155V244H154ZM169 245H170V244H169ZM207 245H209V244H207ZM210 245H211V244H210ZM10 246H11L12 248H11ZM30 246H31V245H30ZM45 246H46V245H45ZM45 246H44V247H45ZM58 246H59V247H58ZM63 246H65V244H64ZM95 246H96V243H95ZM127 246H128V245H127ZM164 246H165V245H164ZM187 246L189 247V245H187ZM192 246H193V245H192ZM212 246H213V245H212ZM33 247H34V246H32L31 250H32V249H33V250L36 249V248L34 249ZM35 247H36V246H35ZM37 247H38V245H37ZM69 247H70V246H69ZM69 247H68V248H69ZM86 247H87V245H86ZM86 247L84 246V248H86ZM98 247H99V246H98ZM104 247H105V246H104ZM104 247H103V248H104ZM130 247H131V246H130ZM168 247H169V246H168ZM171 247H172V246H170V248H171ZM207 247H208V246H207ZM39 248H40V247H39ZM46 248H48V247L46 246ZM46 248H45V249H46ZM55 248H54V249H55ZM74 248H75V247H74ZM101 248H102V246H101ZM124 248H125V247H124ZM135 248H136V247H135ZM180 248H181V247H180ZM190 248H191V247H190ZM208 248H209V247H208ZM41 249H42V246H41ZM48 249H49V248H48ZM48 249H46V250H48ZM54 249H51V250L54 251ZM62 249H63V247H62ZM81 249H82V246H81V248L77 251V252H79L80 254H81L80 251L84 250V249H82V250H81ZM165 249H166V248H165ZM168 249H169V248H168ZM177 249H178V248H177ZM182 249H183V248H182ZM186 249H188V248H186ZM191 249H193V247H192ZM212 249H213V248H212ZM214 249H215V248H214ZM16 250H17V251H16ZM43 250H44V249H43ZM72 250H73V249H72ZM85 250H87V249H85ZM127 250H128V248H127ZM127 250H126V252H127ZM130 250H131V248H130ZM141 250H142V248H141ZM150 250H151V249H150ZM200 250H201V249H200ZM36 251H37V250H36ZM53 251H49V254H51ZM62 251H63V250H62ZM138 251H139V250H138ZM174 251H175V250H174ZM197 251H198V250H197ZM19 252H21V254H20ZM43 252H44V251H43ZM43 252H42V253H43ZM55 252H54V253H55ZM71 252H73V251L70 250V254H71ZM74 252H75V250H74ZM74 252H73V253H74ZM85 252H86V251H85ZM85 252H82V254H83V255H82V258H80L81 255L79 254V255H80V256H79L80 261H82L81 259H83V256H86V253H85ZM145 252H146V251H145ZM155 252H156V251H155ZM204 252H205V251H203V253H204ZM206 252H207V251H206ZM209 252H210V251H209ZM54 253H53V255H54ZM60 253H61V252H60ZM73 253H72V254H73ZM75 253H76V252H75ZM75 253H74V256H75ZM89 253H90V251H89ZM138 253H140V252H138ZM178 253H179V252H178ZM182 253H183V251H182ZM188 253H190V252H188ZM211 253H212V252H211ZM211 253H210V254H211ZM13 254H12V255H13ZM38 254H39V252H38ZM44 254H45V253H44ZM61 254H65V253H61ZM72 254H71V255H72ZM84 254H85V255H84ZM132 254H133V253H132ZM143 254H144V253H143ZM150 254H151V253H150ZM176 254H177V251H176ZM184 254H185V252H184ZM214 254H215V253H214ZM4 255H5V254H4ZM14 255H13V256H14ZM24 255H23V257L26 258V256H24ZM35 255L37 256V252H36V254H35V252H34V254H33L32 256H35ZM47 255H48V251H47ZM65 255H66V254H65ZM76 255H77V254H76ZM90 255H91V253H90ZM122 255H123V254H122ZM128 255H129V253H128ZM128 255H127V256H128ZM134 255H135V254H134ZM212 255H213V254H212ZM13 256H12V257H13ZM42 256H43V255H42ZM44 256H45V255H44ZM44 256H43V258H44ZM49 256H50V255H48V257H49ZM51 256H52V254H51ZM56 256H57V255H56ZM63 256H64V255H63ZM88 256H89V254H88ZM138 256H139V255H138ZM140 256H142V255H140ZM152 256H153V255H152ZM156 256H157V255H156ZM173 256H174V255H173ZM191 256H192V255H190V257H191ZM194 256H195V255H194ZM4 257H5V258H4ZM54 257H55V255H54ZM65 257H66V256H65ZM65 257H63L64 264H65L66 261H67V259L65 260ZM120 257H121V256H120ZM130 257H131V256H130ZM134 257H135V256H134ZM159 257H160V256H159ZM161 257H162V256H161ZM176 257H177V256H176ZM184 257H185V256H184ZM196 257H197V255H196ZM203 257H204V255H203ZM206 257H207V256H206ZM6 258H8V259L11 258L12 261H11V260H8V259H6ZM39 258H40V256H39ZM45 258H46V257H45ZM45 258H44V259H45ZM51 258H52V257H51ZM59 258H60V257H59ZM61 258H62V256H61ZM66 258H67V257H66ZM68 258H69V256H68ZM70 258L73 259V260L75 259V258H72V256H71ZM70 258H69V259H70ZM76 258H77V256H76ZM84 258H85V257H84ZM116 258H117V257H116ZM137 258H139V257H137ZM163 258H164V257H163ZM173 258H174V257H173ZM180 258H181V257H180ZM192 258H193V257H192ZM31 259H33V258H31ZM35 259H36V258H35ZM40 259H42V258H40ZM46 259H47V258H46ZM69 259H68V261L71 260V259H70V260H69ZM87 259H88V258H87V256H86V259H84V260L88 261ZM89 259H91V258L89 257ZM111 259H112V258H111ZM114 259H115V258H114ZM118 259H119V258H118ZM121 259H122V258H121ZM133 259H134V258H133ZM141 259H142V258H141ZM164 259H165V258H164ZM200 259H201V258H200ZM200 259H199V260H200ZM48 260H49V259H48ZM48 260H45V261L42 260V263L45 264L46 261H48ZM51 260H52V259H51ZM51 260H50V261H51ZM59 260H61V259H59ZM76 260H77V259H76ZM108 260H109V259H108ZM128 260H129V259H128ZM142 260H143V259H142ZM147 260H148V259H147ZM170 260H171V259H170ZM193 260H195V259H193ZM218 260H220V259L218 258ZM34 261H35V260H34ZM34 261L32 260L31 262H34ZM36 261H37V260H36ZM53 261H54V259L52 260V262H53ZM56 261H57V260H56ZM56 261H55V262H56ZM103 261H104V260H103ZM103 261H102V262H103ZM106 261H107V260H106ZM117 261H120V260H117ZM148 261H149V260H148ZM150 261H151V260H150ZM165 261H166V260H165ZM167 261H168V258H167ZM183 261H184V260H183ZM201 261H203V260H201ZM208 261H209V259H208ZM208 261H207V262H208ZM220 261H221V260H220ZM220 261H219V262H220ZM31 262H30V264H31ZM75 262H77V261H75ZM84 262H85V261H84ZM88 262H89V261H88ZM90 262H91V261H90ZM107 262H108V261H107ZM133 262L135 263V261H133ZM138 262H139V261H138ZM153 262H154V259H153ZM184 262H185V261H184ZM204 262H205V261H204ZM40 263H41V261H40ZM42 263H41V264H42ZM62 263H63V262H62ZM62 263H61V264H62ZM78 263H80V262H78ZM110 263H111V262H110ZM118 263H120V262H118ZM142 263H143V262H142ZM144 263H145V262H144ZM148 263H149V262H148ZM151 263H152V262H151ZM154 263H155V262H154ZM158 263L160 264L161 261L158 262ZM158 263H157V264H158ZM164 263H166V262H164ZM164 263L162 262V264H164ZM167 263H168V262H167ZM171 263H172V262H171ZM185 263H186V262H185ZM187 263H189V261H188ZM187 263H186V264H187ZM192 263H193V262H192ZM200 263H201V262H200ZM202 263H203V262H202ZM35 264H36V263H35ZM37 264H39V263H37ZM50 264H51V262H50ZM53 264H54V263H53ZM66 264H67V263H66ZM70 264H74V263H73V262H70ZM82 264H83V263H82ZM84 264H85V263H84ZM86 264H88V263H86ZM89 264H90V263H89ZM98 264H99V263H98ZM101 264H102V263H101ZM115 264H116V263H115ZM130 264H131V263H130ZM155 264H156V263H155ZM169 264H170V262H169ZM173 264H174V263H173ZM176 264H177V263H176ZM180 264H183V262L180 263ZM189 264H191V263H189ZM193 264H195V263H193ZM197 264H198V262H197ZM217 264H218V263H217Z\"/></svg>",
    "mask_w": 264,
    "mask_h": 264
}]
</instances>
